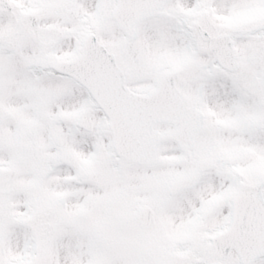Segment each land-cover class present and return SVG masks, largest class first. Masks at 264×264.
<instances>
[{"label": "snow or ice", "instance_id": "6c2138e0", "mask_svg": "<svg viewBox=\"0 0 264 264\" xmlns=\"http://www.w3.org/2000/svg\"><path fill=\"white\" fill-rule=\"evenodd\" d=\"M0 264H264V0H0Z\"/></svg>", "mask_w": 264, "mask_h": 264}]
</instances>
